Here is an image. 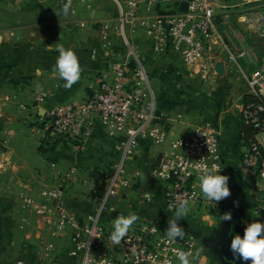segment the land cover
Listing matches in <instances>:
<instances>
[{
    "label": "built area",
    "instance_id": "2783aa9c",
    "mask_svg": "<svg viewBox=\"0 0 264 264\" xmlns=\"http://www.w3.org/2000/svg\"><path fill=\"white\" fill-rule=\"evenodd\" d=\"M112 1L118 8L116 18L95 23L100 27L109 72L98 78L94 90L83 99L54 105L39 119L44 123L47 148L73 150L81 147L91 135L93 123L98 122L114 141L117 158L112 174L101 181L91 178L80 167L60 169L50 164V178H41L38 197L22 198V209L32 212L41 232L36 252L44 264L55 263L59 241L68 244L66 255L73 264H99L101 258L107 259L108 264H176L180 262L174 249L196 250V240L189 228L182 227L183 239L170 242L165 236L168 223L160 226L153 221L130 229L119 244L110 240L113 227L103 219L114 211V203L141 180V172L131 164L141 142L158 150L149 173L163 183L164 209L169 214H174L173 206L183 198L189 199L190 209L202 210L208 217L217 218L222 212L227 198L212 202L201 193V163L219 165L220 174L229 177V188L232 185V175L223 161L219 128L202 120L191 124L186 133L175 132L157 109L149 75L133 37L142 38L151 59L162 58L169 50L189 78L209 83L216 75L210 38L218 25L227 26L231 32L236 30L230 21L233 14L229 10L233 7L220 0H123L122 4ZM94 2L72 0V4H80L85 10L92 9ZM181 3L186 4L185 12L179 11ZM236 18L237 24L264 37L263 14L248 17L238 13ZM84 26L87 23L80 24L81 28ZM115 38L122 46L120 58L113 45ZM218 43L226 54L224 72L235 67L245 83L238 114L242 128L253 132L244 142L237 171L244 179L264 184V55L252 69H243L239 60L247 56L248 50L241 47L233 51L222 40ZM48 94L43 90L34 94L36 108L42 106ZM1 104L4 106L6 99ZM173 119L182 124L181 115ZM3 167L0 163V169ZM71 196L88 197L93 211L85 214L71 209ZM253 213L264 214V195L253 207Z\"/></svg>",
    "mask_w": 264,
    "mask_h": 264
},
{
    "label": "crops",
    "instance_id": "0c3cea01",
    "mask_svg": "<svg viewBox=\"0 0 264 264\" xmlns=\"http://www.w3.org/2000/svg\"><path fill=\"white\" fill-rule=\"evenodd\" d=\"M104 1L96 0L90 10H85L79 4L72 5L67 16L58 17L55 11L65 3L63 0H0V29L14 28L16 38L5 39V42L0 43V156L3 157L0 163L4 169L7 168L5 171L0 170V264H44L36 252L41 232L32 212L22 209V198L38 197L41 178H50V164H55L60 169L80 166L91 178H100V181L111 175V168L117 158L114 141L106 136L98 122L93 123L91 135L78 149L55 147L40 155L37 150L40 137L38 133L42 134L44 123L41 122L43 129L40 128L38 132L30 130L21 113L26 109L39 118L54 105L80 101L94 90L98 78L109 72L102 48L104 41L100 27L95 23L113 20L118 8L112 0L107 5ZM116 1L119 4L123 2ZM236 19H231V23L236 24L237 32L218 25L210 38L214 66L218 63L224 66L225 63L226 54L219 46L220 40L228 47H233L236 39L243 41L246 38L245 34L238 32L240 28H237L239 24ZM36 21H40V26L35 24ZM81 23H87V27L77 30L75 26ZM133 41L150 76V88L161 115L167 119L172 118L169 123L176 133H186L191 124L202 120L215 124L221 132L224 164L228 170L229 166L237 169L244 149L238 114L241 97L246 92L244 81L224 72L222 75L216 73L209 84L198 82L201 84L198 89L200 106L191 108L182 102L180 96L175 97L174 88H179L181 77L187 76L178 58L168 50L162 58L151 59L148 50L142 45V38L135 35ZM60 45L74 50L83 69L80 80L70 89L63 86L65 81L58 78L53 70ZM113 45L118 50L117 58H120L123 54L120 41L115 38ZM255 62L256 60L253 64ZM249 63L250 60L246 59L242 65ZM20 79H26L34 86L47 82L45 85L51 84L54 87L52 95L36 109L25 108L29 105L25 97L20 98L11 109L4 108L2 101L7 99L6 94L12 84ZM18 106L22 109L17 108ZM180 107L184 111L176 113ZM177 115L182 116V124L174 121L173 118ZM157 153L156 148L141 142L131 160L132 166L141 172V180L133 190L125 192L121 198L124 200L115 204L114 212L104 216V223L107 221L106 224L112 225L109 220L114 221L119 215L126 216L130 212L138 220H146L151 216V221L160 226H166L169 219L174 218V214H169L164 209L163 183L152 178L149 173L151 162ZM236 178H240L238 188ZM236 178L230 187V192H234L231 197L232 208L241 206L246 209L244 227L254 220L264 223V214L253 213V207L264 195V184L260 182L259 185V180L256 179H244L239 173ZM137 195L142 201L137 200ZM240 202L243 204H239ZM68 205L80 213L88 214L93 211V204L88 197L71 196ZM191 215L193 212L190 210L186 217L178 221V225L189 228L187 223ZM56 246L54 264H73V260L66 255L68 244L59 241Z\"/></svg>",
    "mask_w": 264,
    "mask_h": 264
},
{
    "label": "clouds",
    "instance_id": "9594fccd",
    "mask_svg": "<svg viewBox=\"0 0 264 264\" xmlns=\"http://www.w3.org/2000/svg\"><path fill=\"white\" fill-rule=\"evenodd\" d=\"M72 6V0H67L62 4V7L55 11L56 15L67 16ZM59 55L54 66V72L58 78L65 81L64 87L70 89L73 84L77 83L81 78L83 69L79 63V59L71 48H65L63 45L58 46ZM201 174L199 176L200 189L203 197L212 202H220L230 197L231 192L228 185L229 177L221 175V168L217 164L208 166L201 163L199 165ZM190 201L188 198H183L175 204L174 218L168 221V227L165 231V236L168 241H175L177 238L183 239L185 231L178 225V221L186 217L190 212ZM223 221H231V212H225L221 216ZM138 217L134 213L128 215H119L113 221V231L110 234V240L113 244H119L127 235ZM230 250L233 255L243 261H251V264H264V223L254 220L244 230V235L241 237L236 234L230 245ZM180 264H200L203 249L195 251L173 250ZM99 264H108L107 259L101 258Z\"/></svg>",
    "mask_w": 264,
    "mask_h": 264
},
{
    "label": "rangeland",
    "instance_id": "374dc122",
    "mask_svg": "<svg viewBox=\"0 0 264 264\" xmlns=\"http://www.w3.org/2000/svg\"><path fill=\"white\" fill-rule=\"evenodd\" d=\"M63 1L65 2V0H63ZM109 2H110V0H105L104 4L107 5V4H109ZM220 2L227 7H233L232 9L229 10L233 14V15H231L232 21H233L234 17L236 18L238 13H240L244 16H248V17L253 16L255 14H263V17H264V0H250L247 2L244 0H220ZM72 5H76V4L74 3ZM234 7H236V8H234ZM32 23H34V22L32 21ZM35 24L40 26V21H38V22L36 21ZM238 26L239 27H237V28L238 29L240 28L238 32L245 34L246 38L242 39L243 41H240L239 40L240 38H238V39L235 38L236 40L234 39L235 41H234L233 47H230V46L229 47L233 51H237L241 47H245L248 50L247 56L244 59L239 60V63L243 69L250 70L253 67H255V65L258 63V61L264 55V37L262 38V37H259L258 35H255L250 30H248L244 25L239 24ZM75 27L77 30L81 29L80 25H76ZM14 31H15L14 28L0 29V35L2 37L4 36L3 39L0 40V43H2L5 39L6 40L7 39L8 40L16 39V38H14L15 37L14 33H13ZM236 32H237V30H236ZM229 44H230V42H229ZM251 58H254L253 61L256 60V62L254 64H253V61H251ZM246 59L247 60L249 59L250 63H249V65L243 66L242 63H243V61L245 62ZM228 74L233 75L235 78H240L243 81V79L241 78V76L239 74V71L235 67L233 68V70L231 72H228ZM182 75H184V74H182ZM149 81H150V76H149ZM198 82H200V81L196 80V79L189 78L188 76L184 75L183 77H181L179 88L178 87L174 88V92L176 93L175 97L177 95L180 96L182 102H184V104L190 105L191 108H195V109L199 108L200 104H199V91H198V89H199L201 84H209L210 82L209 83H202L201 82L200 85ZM46 83L47 82H45L43 85L38 84L37 86H34L30 81H28L26 79H20L15 84H12L10 91L8 92V94H6L7 99H6V104L4 105V108L11 109V107L17 101H19L20 98L25 97L29 101V105L26 106L25 108L36 109V104L34 103V100H33L34 94L36 92H38L39 90H43L44 92H49L48 97H47V98H49L52 95V92L54 90L53 85H51V84L45 85ZM149 86H150V84H149ZM150 91H151V88H150ZM44 103H46V101ZM17 108L22 109L19 106ZM183 111H184V108L180 107L179 109H177L176 113H178V112L181 113ZM21 113L24 116L23 117L24 123L27 125V127L30 130H35L36 132H38V130H40V128L43 129V125L41 123L42 121L38 117H36L34 115V113H31V111L28 112L26 109L22 110ZM190 116H192V114H190ZM171 119L172 118H169L168 120L170 121ZM180 127L185 128L182 126H180ZM38 137H39V139H38L39 143L37 145V150H38L40 155L46 154L51 149L55 148V147L47 148L46 140L44 138L45 137V131L44 130H43L42 134L38 133ZM65 149H67V147ZM69 149H71V148H69ZM2 158L3 157L0 156V159H2ZM77 167H80V166H77ZM2 169H4V167ZM2 169H0V170H2ZM6 169H4V171ZM112 172H113V166L111 168V174H112ZM96 179H100V178H96ZM257 183L260 185V181H258ZM137 197H138L137 198L138 201H142L140 196L137 195ZM123 200L124 199H122L121 202ZM146 202H148V201H146ZM116 203H118V202H115L114 204H116ZM239 204H243V203L240 202ZM190 210L193 212V215H191V219H189V221H188L189 223H187L189 228L200 230L205 235H209V234H211V232L213 233L216 230V228H220V227L222 228L223 224L221 222L220 217L219 218L217 217L214 219L213 217H208V215L205 214L204 211H202V210H199V209L196 210L194 208H191ZM111 213L112 212L106 214L105 216H108ZM151 220H152L151 216H149V218L146 220L145 219H141V220L137 219V221L133 224L131 229H134V228H136L142 224H146V223H148V221H151ZM108 222H110V224H112V225L106 224L107 221L105 224L108 226H113V223H111L113 221L109 220ZM198 248L203 249L200 264H216L215 260L213 259V257L211 256V254L207 248L197 246L196 249H198ZM176 264H180V263H176Z\"/></svg>",
    "mask_w": 264,
    "mask_h": 264
},
{
    "label": "flooded vegetation",
    "instance_id": "af4514ba",
    "mask_svg": "<svg viewBox=\"0 0 264 264\" xmlns=\"http://www.w3.org/2000/svg\"><path fill=\"white\" fill-rule=\"evenodd\" d=\"M227 212L224 211L223 214ZM232 214V220L231 221H223L221 216H223L222 212L218 216L220 217L221 222L223 224L222 228H216V230L209 235L203 234L202 231L189 228V231L191 234L194 236L196 240V248L197 246L199 247H205L209 250L211 256L215 260V263L217 264V260L215 258V254H220V244L221 239H223L226 235H231L234 237L236 234H242L243 227L245 224L246 220V209L244 207H237V208H232L230 211ZM228 245H230V242H228ZM225 264V263H223Z\"/></svg>",
    "mask_w": 264,
    "mask_h": 264
},
{
    "label": "water",
    "instance_id": "95a60500",
    "mask_svg": "<svg viewBox=\"0 0 264 264\" xmlns=\"http://www.w3.org/2000/svg\"><path fill=\"white\" fill-rule=\"evenodd\" d=\"M179 11L181 12H185L186 11V4L185 3H181L179 6ZM214 70L217 74L222 75L224 73V66L222 63H218L214 66ZM157 115H159V112H157ZM229 170L232 174V181L233 179H235L238 176V171L236 168L229 166ZM237 182H236V187L238 188L239 186V182H240V178H236ZM232 210V205H231V201L226 200L223 210H222V214L224 211H231ZM246 227H243V230H245ZM244 235V231L242 232V234H240L241 237H243ZM232 236L226 235L223 239H221V242H219L220 244V254H215V258L217 260V264H251V261H243L242 259H238L236 256L233 255L232 251L230 250V245H231V240H232ZM228 242H230V245H228Z\"/></svg>",
    "mask_w": 264,
    "mask_h": 264
},
{
    "label": "trees",
    "instance_id": "16d2710c",
    "mask_svg": "<svg viewBox=\"0 0 264 264\" xmlns=\"http://www.w3.org/2000/svg\"><path fill=\"white\" fill-rule=\"evenodd\" d=\"M253 135V132L249 129L242 128L241 130V139L245 142L247 141L251 136ZM234 195V192L231 193L230 197L227 198V200L231 201V197Z\"/></svg>",
    "mask_w": 264,
    "mask_h": 264
}]
</instances>
